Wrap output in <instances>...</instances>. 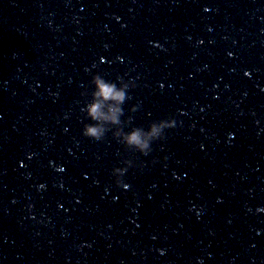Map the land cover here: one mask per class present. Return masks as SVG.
Masks as SVG:
<instances>
[{
  "label": "water",
  "instance_id": "obj_1",
  "mask_svg": "<svg viewBox=\"0 0 264 264\" xmlns=\"http://www.w3.org/2000/svg\"><path fill=\"white\" fill-rule=\"evenodd\" d=\"M97 73L136 84L125 132L175 121L149 156L83 137ZM0 251L264 264V0H0Z\"/></svg>",
  "mask_w": 264,
  "mask_h": 264
},
{
  "label": "clouds",
  "instance_id": "obj_2",
  "mask_svg": "<svg viewBox=\"0 0 264 264\" xmlns=\"http://www.w3.org/2000/svg\"><path fill=\"white\" fill-rule=\"evenodd\" d=\"M136 84L132 80L125 81L122 77H117L115 81L106 79L102 74H95L91 81L85 86L84 107L82 112L84 118L90 123H85L82 129V135L86 139L103 142L106 135L111 132L112 137L121 144L128 152L139 153L142 156H149L152 152V144L165 139V131L175 127V121L172 119L154 121L145 129L144 127H131V130L125 132L124 129L132 125V117L126 120L121 119L124 116L123 105L132 99L129 95L130 90L134 89ZM92 90L89 92L88 89ZM131 113L137 111V107L129 110ZM123 167L113 169V176L116 178L117 187L123 186V177L129 168H132L133 161L125 159L122 161Z\"/></svg>",
  "mask_w": 264,
  "mask_h": 264
}]
</instances>
